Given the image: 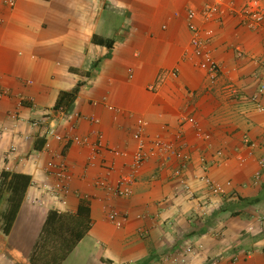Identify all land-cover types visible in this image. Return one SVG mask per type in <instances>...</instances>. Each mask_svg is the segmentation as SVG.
<instances>
[{
  "label": "crops",
  "instance_id": "obj_1",
  "mask_svg": "<svg viewBox=\"0 0 264 264\" xmlns=\"http://www.w3.org/2000/svg\"><path fill=\"white\" fill-rule=\"evenodd\" d=\"M7 1L0 0V174L29 182L4 235L9 192L0 178V264H29L57 207L38 189L50 158L41 128L32 126L40 120L66 139L48 143L72 176L61 212L75 214L81 200L89 209L87 234L61 264H264V25L249 31L233 12L248 0H14L13 7ZM218 1L211 21H195L212 31L206 49L218 69L212 78L192 54L186 13ZM77 85L73 118L63 121L53 111L57 96ZM187 118L207 141L182 124ZM137 120L146 123L147 139L185 145V180L197 200L171 177L177 161L144 162L127 198L94 186L128 173ZM97 135L104 150L88 166ZM73 137L88 143L67 140ZM200 158L215 162L203 171ZM203 175L231 183L204 209ZM111 208L127 217L120 229L106 221Z\"/></svg>",
  "mask_w": 264,
  "mask_h": 264
},
{
  "label": "built area",
  "instance_id": "obj_2",
  "mask_svg": "<svg viewBox=\"0 0 264 264\" xmlns=\"http://www.w3.org/2000/svg\"><path fill=\"white\" fill-rule=\"evenodd\" d=\"M207 3L200 12L189 10L186 13L187 29L190 33V48L195 58L200 59L198 66L211 75L212 78L218 72L216 63L210 58L207 49V45L212 37L211 30H201L195 23L196 19L200 17L203 22L211 21L215 15L220 13L219 3ZM7 4L13 7L14 0H8ZM238 17L241 25L249 31H258L264 25V4L263 0H248L240 9L233 11ZM5 93L0 91V98ZM111 109V108H110ZM56 113L61 117L63 121H70L73 115L68 111L58 110ZM92 123L97 124L95 119H89ZM182 124H187L194 129V134L197 139L201 141H207L209 136L206 135L201 127L192 118L182 120ZM32 126H39L41 128L42 137L45 140V149L49 152L50 158L43 167L44 182H42L38 189L47 196L49 199L57 204L54 211L62 213L61 210L66 206V196L69 194V185L72 180V176L68 170V166L61 153L55 152L50 148L49 141H55L56 143L64 142L66 139L57 133L55 127H51L44 120H40L32 123ZM146 123L143 120L136 121V129L132 134V139L136 142V151L130 158L129 171L123 177L117 179V181L111 185L104 179H98L94 182V186L97 189L105 191L108 195L114 198H127L131 195V186L135 181L136 174L143 165L144 162L149 160H155L160 167H166L177 161L178 166L171 171V177L174 181L183 189V192L189 200H197L198 198L191 191L185 180V172L187 170L188 163L190 162V156L185 152V145L182 143H169L162 141L159 138L147 139L144 136ZM76 144H87L86 138L73 137L67 139ZM95 153L89 158L88 166L95 160L96 155L104 150V146L101 142V135H97V140L94 144ZM115 158H126V153L118 151L116 149H106ZM14 151V148L11 149ZM221 152H216L214 157H220ZM202 170L205 171L208 164H214L215 161H207L205 158L199 160ZM259 165H264V159H260ZM200 180L204 185L205 201L198 202V207L204 209L213 198L224 197L226 189L231 187V183L228 181L223 185L216 184L210 181L205 175ZM197 198V199H196ZM126 215L120 214L115 209L111 208L106 212V221L115 227L120 229L126 222ZM193 253L191 248L185 250V255L189 256ZM208 264H216V261L211 260Z\"/></svg>",
  "mask_w": 264,
  "mask_h": 264
},
{
  "label": "trees",
  "instance_id": "obj_3",
  "mask_svg": "<svg viewBox=\"0 0 264 264\" xmlns=\"http://www.w3.org/2000/svg\"><path fill=\"white\" fill-rule=\"evenodd\" d=\"M80 85L70 92H60L53 111L68 112L74 102ZM1 182L9 192L8 205L3 215V233L7 235L23 200L28 178L23 175L1 172ZM90 226L89 209L80 201L76 213L50 211L41 228L38 239L29 256V264H61L76 244L87 234Z\"/></svg>",
  "mask_w": 264,
  "mask_h": 264
},
{
  "label": "rangeland",
  "instance_id": "obj_4",
  "mask_svg": "<svg viewBox=\"0 0 264 264\" xmlns=\"http://www.w3.org/2000/svg\"><path fill=\"white\" fill-rule=\"evenodd\" d=\"M72 262H68L67 264H71Z\"/></svg>",
  "mask_w": 264,
  "mask_h": 264
}]
</instances>
